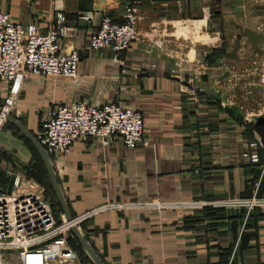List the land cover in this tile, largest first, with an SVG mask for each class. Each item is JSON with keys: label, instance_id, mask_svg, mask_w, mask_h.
I'll return each mask as SVG.
<instances>
[{"label": "crops", "instance_id": "obj_1", "mask_svg": "<svg viewBox=\"0 0 264 264\" xmlns=\"http://www.w3.org/2000/svg\"><path fill=\"white\" fill-rule=\"evenodd\" d=\"M131 1L138 7L136 39L113 58L107 51L91 52L88 39L103 15L120 19L123 0H0L16 24L34 22L44 34L59 25L74 28L60 51L80 54L74 79H26L9 118L35 137L44 115L58 104L114 103L141 114L145 144L135 150L81 138L67 155H52L71 216L106 203L158 200L178 206L109 210L84 222L77 231L104 264H264V209L243 226L239 213L221 206L256 194L264 199V146L257 165L243 158L248 142L264 145V122L254 112L260 90H244L235 104L215 90L213 72L224 64L213 45L220 28L206 23L204 9L199 14L187 7L202 0ZM86 13L92 14L89 22L82 19ZM189 81L200 90L195 95L181 92ZM19 148L3 129L0 149L14 151L2 162L6 178L12 163L30 160Z\"/></svg>", "mask_w": 264, "mask_h": 264}, {"label": "built area", "instance_id": "obj_2", "mask_svg": "<svg viewBox=\"0 0 264 264\" xmlns=\"http://www.w3.org/2000/svg\"><path fill=\"white\" fill-rule=\"evenodd\" d=\"M82 19L92 20L86 13ZM138 7L131 0H123L120 19L114 21L103 15L88 43L91 52H110L113 58L125 54L136 39ZM74 28L57 26L47 33L40 32L34 23H14L0 8V81L9 86L7 106L13 105L24 81L35 75L45 78L74 79L80 54L60 51L62 39L72 36ZM200 90L189 81L181 86L184 94L195 95ZM2 110V116H4ZM1 122V120H0ZM2 122L0 123V127ZM35 140L46 154L67 155L75 140L89 138L101 147L118 143L127 150L145 144L141 114L133 109L106 103L90 105L86 101L58 104L47 111L40 122ZM263 143L250 141L243 158L251 164L260 161ZM226 209H244L245 219L256 208L264 209V199L255 195L249 200H230ZM177 205L153 200L145 203H106L72 216L63 213L55 217L51 206L40 194L15 178L9 191L0 184V264H79L70 243L71 230L109 210H142L161 212Z\"/></svg>", "mask_w": 264, "mask_h": 264}, {"label": "rangeland", "instance_id": "obj_3", "mask_svg": "<svg viewBox=\"0 0 264 264\" xmlns=\"http://www.w3.org/2000/svg\"><path fill=\"white\" fill-rule=\"evenodd\" d=\"M187 7L199 14L204 9L202 15L206 23L220 28L219 36H216L219 38L213 45L218 46L215 57H220L224 64L221 71L213 72L215 90L222 93L227 99V104H235L238 96L244 90L248 93L253 88L260 90L257 104L261 103V105L254 104V99L253 104L257 105L254 112L260 114L261 121L264 122V0H202ZM61 18V16H57V22L62 21ZM209 48L211 45L204 47L207 54ZM30 79L42 82L44 78L32 75ZM0 84L4 85L5 83L0 81ZM21 90L13 98L11 107H8L6 103L10 98L8 88L0 90L2 93L0 109L5 111L7 116L11 115L14 102L18 99ZM252 93V97L255 98L254 92ZM0 120L2 122L0 132L3 129L10 131L12 137L18 142L19 149L24 148L30 154V160L27 163L18 160H16L17 164L12 163L13 170L6 178L1 171L2 162L6 160L7 153L10 154L14 151L0 149V184L2 189L9 191L12 181L18 177L24 185L36 190L42 199L51 206L55 217H58L61 210L57 205L43 162L33 146L14 128L13 124L7 121L8 117H3L0 113ZM38 130L39 125L35 134ZM10 155L14 157V154ZM47 158L51 166L53 156L47 154ZM70 242L75 249L79 264H94L73 235L70 237Z\"/></svg>", "mask_w": 264, "mask_h": 264}, {"label": "water", "instance_id": "obj_4", "mask_svg": "<svg viewBox=\"0 0 264 264\" xmlns=\"http://www.w3.org/2000/svg\"><path fill=\"white\" fill-rule=\"evenodd\" d=\"M0 113L2 114V110L0 109ZM4 116L7 118L8 117V122H10L11 124H13L14 128L20 132L24 138L33 146V148L36 150V152L38 153L40 159L42 160L45 170L47 172L48 175V179L49 182L51 184V187L53 189L56 201L59 205V207L61 208L62 213L65 216V219L67 221L71 220V215L69 214L66 204L63 201V198L61 196V193L59 191L58 188V184H57V179L54 176L53 170L48 162V158H47V154L44 152V150L41 148V146L37 143V141L35 140L34 137L31 136V134L29 132H27L26 130H24L22 128V126L17 123L16 121H14L13 119L9 118V116H7L4 113ZM72 235L75 237V239L78 241V243L82 246V248L84 249V251L86 252V254L88 255V257L92 260V262L94 264H104L94 253V251L90 248V246L85 242V240L80 236V234L78 233L76 228H73L71 230Z\"/></svg>", "mask_w": 264, "mask_h": 264}, {"label": "trees", "instance_id": "obj_5", "mask_svg": "<svg viewBox=\"0 0 264 264\" xmlns=\"http://www.w3.org/2000/svg\"><path fill=\"white\" fill-rule=\"evenodd\" d=\"M255 165H257V164H255ZM47 173V172H46ZM256 197L257 198H259V196H258V194H256ZM61 210V209H60ZM255 210H258V208H256V209H254L250 214H249V216L245 219V210L244 209H238V210H235L234 212H236V213H239L240 215H241V217L243 218L242 219V224H243V226H245L246 224H247V221H248V219H249V217L251 216V214L255 211ZM218 211L219 212H224L225 210L224 209H218ZM230 212H232V211H230ZM62 213V212H61ZM71 243V242H70ZM73 247V246H72ZM73 249H74V247H73ZM75 250V249H74Z\"/></svg>", "mask_w": 264, "mask_h": 264}, {"label": "bare ground", "instance_id": "obj_6", "mask_svg": "<svg viewBox=\"0 0 264 264\" xmlns=\"http://www.w3.org/2000/svg\"><path fill=\"white\" fill-rule=\"evenodd\" d=\"M6 115H7V113H6ZM3 117H5V116H3Z\"/></svg>", "mask_w": 264, "mask_h": 264}]
</instances>
